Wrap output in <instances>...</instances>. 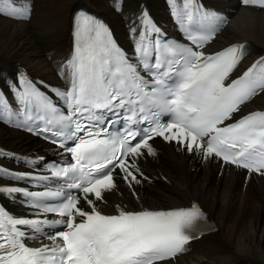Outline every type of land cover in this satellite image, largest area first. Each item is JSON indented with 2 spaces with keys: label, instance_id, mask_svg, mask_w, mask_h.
Returning <instances> with one entry per match:
<instances>
[{
  "label": "snow or ice",
  "instance_id": "1",
  "mask_svg": "<svg viewBox=\"0 0 264 264\" xmlns=\"http://www.w3.org/2000/svg\"><path fill=\"white\" fill-rule=\"evenodd\" d=\"M242 3L264 9V0ZM185 10L187 24L197 17L200 23L211 25L210 30L186 29L192 46L151 42L148 33L158 34L160 30L145 12L135 62L116 45L104 22L84 11L77 12L73 54L62 69V73L67 71L70 87L55 90L66 112L24 74L11 83L19 111L29 121L44 122L16 126L44 135L71 154L72 163L49 171L76 194L69 191L58 206L48 207L40 201L60 197L59 191L31 192L0 185V195L15 198V194H22L31 207L60 217L22 218L0 207V264H159L185 251L186 245L203 234L201 226L207 221L197 204L138 212L117 205L115 214L102 213L97 204L105 202L104 193L117 188V177L130 189L141 183L140 178L147 179L137 160L155 155L150 141L157 137L205 160L214 157L249 173L264 174V112L225 123L243 104L264 93V57L226 84L246 55L245 45L205 53L204 47L227 20L202 10L194 0H186ZM30 12V6H18L16 0H0V15L7 18L28 20ZM118 109L130 113V121L135 122L138 116L150 121L140 139L133 131L119 139L102 138L104 130L95 129L105 111L119 116ZM4 113L11 123L13 112L0 92V120ZM162 113H170L171 118L161 121ZM67 139L73 144L66 145ZM4 176L34 179L0 168V177ZM133 195H137L135 191ZM45 228L59 229L47 233L50 245L33 248L25 243L30 234L43 233Z\"/></svg>",
  "mask_w": 264,
  "mask_h": 264
},
{
  "label": "bare ground",
  "instance_id": "2",
  "mask_svg": "<svg viewBox=\"0 0 264 264\" xmlns=\"http://www.w3.org/2000/svg\"><path fill=\"white\" fill-rule=\"evenodd\" d=\"M166 1L17 0L18 6L27 7L31 2L32 15L28 20L0 18V85L7 82L17 67L37 78L53 81L52 61L56 67L65 59L75 9L86 8L103 15L121 42L127 32H141L144 9L156 18L166 17L163 10ZM202 1L210 8H228L235 14L215 49L246 42L249 60L264 52V11L239 8L235 0ZM253 103V109L264 108V93ZM0 146L29 155H42L48 150V146L35 138L2 125ZM153 148L154 156L145 155L137 160L151 183L141 182L130 189L122 182L104 193L105 202L97 204L110 211L117 205L141 210L197 204L217 231L196 242L191 254L174 263L161 264H264V176L245 173L215 158L205 160L196 153L180 152L157 141L153 142Z\"/></svg>",
  "mask_w": 264,
  "mask_h": 264
},
{
  "label": "rangeland",
  "instance_id": "3",
  "mask_svg": "<svg viewBox=\"0 0 264 264\" xmlns=\"http://www.w3.org/2000/svg\"><path fill=\"white\" fill-rule=\"evenodd\" d=\"M98 11V10H97ZM99 12V11H98ZM100 14H103L104 12H99ZM101 17H103V15H101ZM12 150V149H11ZM14 151H16L15 149H14ZM27 153H29V152H27ZM160 164H161V162H160ZM214 223H215V225H216V227H217V224H216V222L214 221Z\"/></svg>",
  "mask_w": 264,
  "mask_h": 264
}]
</instances>
